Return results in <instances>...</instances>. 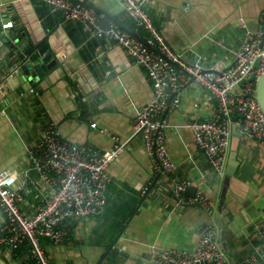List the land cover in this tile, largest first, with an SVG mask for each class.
I'll use <instances>...</instances> for the list:
<instances>
[{"label": "crops", "instance_id": "0c3cea01", "mask_svg": "<svg viewBox=\"0 0 264 264\" xmlns=\"http://www.w3.org/2000/svg\"><path fill=\"white\" fill-rule=\"evenodd\" d=\"M101 16L100 26H135L121 0H85ZM264 0H149L147 10L166 43L187 62L204 67L229 64L248 30L260 26ZM11 23L8 28L4 22ZM0 172L23 185L20 208L34 213L49 192L33 168L29 149L44 128L93 149L111 147V137L127 140L107 166L105 206L96 214L63 220L67 235L41 245L50 264H155L151 246L193 250L199 227L212 220L195 205L178 207L173 189L189 180L224 211L227 255L239 264L261 239L264 221V143L240 134L235 173L217 175L185 123L210 118L215 100L189 81L179 103L165 111V142L174 172L155 169L142 136L135 133L138 110L154 96L151 79L124 48L106 34L96 35L66 19L45 0H0ZM188 186V187H189ZM187 187V188H188ZM189 195V194H187ZM6 214L0 207V227ZM216 222V221H215ZM217 223V222H216ZM218 225V224H217ZM25 243L0 245V264H30Z\"/></svg>", "mask_w": 264, "mask_h": 264}, {"label": "built area", "instance_id": "2783aa9c", "mask_svg": "<svg viewBox=\"0 0 264 264\" xmlns=\"http://www.w3.org/2000/svg\"><path fill=\"white\" fill-rule=\"evenodd\" d=\"M45 1L59 9L66 19L79 21L92 34L112 37L146 70L154 96L138 110L134 131L141 134L156 170L174 172L176 169L165 142V131L171 125L164 113L178 105L179 90L189 81L207 89L215 100L210 118H192L185 126L217 175L226 173L233 126L240 134L264 143V111L255 96L256 80L264 71V7L259 14V28L246 32L234 60L204 67L199 61H185L181 53L166 43L147 10L149 0H121L135 26L144 31L143 40L118 26L101 27V15L85 0ZM10 24L7 20L3 26L8 28ZM4 79L5 74L0 76V85ZM101 130L111 137V147L93 149L69 142L54 124L45 126L41 138L29 152L33 168L49 185V192L32 214L20 208L23 185L15 184L12 172H0V207L6 214L5 223L0 227V245L16 249L25 243L37 264H50L40 238L59 243L67 235L61 226L63 220L103 210L105 189L110 181L107 166L125 149L127 140ZM190 184L189 180L176 182L173 193L177 206H198L212 220L200 225L193 250L152 245L151 260L155 264H233L219 241V227L213 220L215 201L200 190L186 195ZM257 232L260 246L246 254L239 264H264V221L258 223Z\"/></svg>", "mask_w": 264, "mask_h": 264}, {"label": "water", "instance_id": "95a60500", "mask_svg": "<svg viewBox=\"0 0 264 264\" xmlns=\"http://www.w3.org/2000/svg\"><path fill=\"white\" fill-rule=\"evenodd\" d=\"M123 29L125 31H127L128 33H130L131 35L135 36L136 38L143 40L139 33H137L135 30L131 29V28H127V27H123ZM258 64V61L255 62V65ZM255 96L257 98V101L259 102L261 108L264 111V71L261 73V75L257 78L256 80V91H255ZM239 139H240V133L236 130V128L233 126V132H232V136H231V141H230V150L228 153V159H227V164H226V174L227 176L235 173L236 170V166L239 163L238 157H237V152H238V144H239ZM194 186H189L186 190H185V194H189L192 195L194 193ZM222 214H224V211H219L217 212V214L215 215V221L218 224L219 227V241L221 242V244L223 245V247H225L228 251V247H227V242H226V235H225V224L228 223V221L230 220L229 216H222ZM233 264H236L235 260H232Z\"/></svg>", "mask_w": 264, "mask_h": 264}, {"label": "trees", "instance_id": "16d2710c", "mask_svg": "<svg viewBox=\"0 0 264 264\" xmlns=\"http://www.w3.org/2000/svg\"><path fill=\"white\" fill-rule=\"evenodd\" d=\"M44 238H45V237H41V238H40V243H41V239H44ZM46 239H47V238H46ZM47 240H48V239H47ZM30 262H31L30 264H37L35 258H33V257H31Z\"/></svg>", "mask_w": 264, "mask_h": 264}]
</instances>
